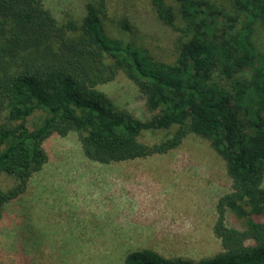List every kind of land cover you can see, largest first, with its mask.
<instances>
[{
  "label": "trees",
  "instance_id": "16d2710c",
  "mask_svg": "<svg viewBox=\"0 0 264 264\" xmlns=\"http://www.w3.org/2000/svg\"><path fill=\"white\" fill-rule=\"evenodd\" d=\"M79 1V22L60 23L43 0H0V174L14 181L0 186V214L46 163L51 134L76 132L84 156L101 164L163 154L193 134L208 141L230 178L212 225L221 250L190 259L141 248L122 264H264V47L256 41L264 0H149L177 33L172 63L107 34V0ZM116 22L122 35L130 31L127 18ZM120 72L155 111L149 119L99 89ZM38 111L30 129L27 118ZM169 128L159 142L140 139ZM227 210L243 228L225 224Z\"/></svg>",
  "mask_w": 264,
  "mask_h": 264
},
{
  "label": "rangeland",
  "instance_id": "374dc122",
  "mask_svg": "<svg viewBox=\"0 0 264 264\" xmlns=\"http://www.w3.org/2000/svg\"><path fill=\"white\" fill-rule=\"evenodd\" d=\"M43 3L60 23L81 18L79 0ZM107 4V34L132 42L154 61L174 62L177 33L158 20L149 0ZM123 18L131 25L125 35L116 25ZM256 41L264 47V27ZM98 87L141 120L155 114L123 72ZM41 118V112L33 113L27 126L32 129ZM173 130L142 131L140 139L152 144ZM43 147L46 163L26 191L2 208L0 264H122L125 254L141 248L190 259L221 250L212 225L217 199L230 192V178L206 139L189 134L166 153L108 164L87 159L76 132L51 134ZM13 182L0 174L2 189ZM225 224L243 228L228 210Z\"/></svg>",
  "mask_w": 264,
  "mask_h": 264
}]
</instances>
